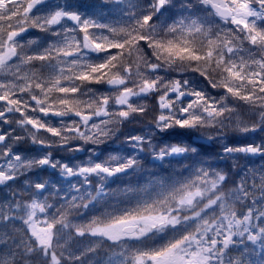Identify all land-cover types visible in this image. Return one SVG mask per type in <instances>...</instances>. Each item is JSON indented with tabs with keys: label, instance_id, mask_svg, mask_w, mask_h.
I'll return each instance as SVG.
<instances>
[{
	"label": "snow or ice",
	"instance_id": "6c2138e0",
	"mask_svg": "<svg viewBox=\"0 0 264 264\" xmlns=\"http://www.w3.org/2000/svg\"><path fill=\"white\" fill-rule=\"evenodd\" d=\"M3 190L0 264H264V0H0Z\"/></svg>",
	"mask_w": 264,
	"mask_h": 264
},
{
	"label": "trees",
	"instance_id": "16d2710c",
	"mask_svg": "<svg viewBox=\"0 0 264 264\" xmlns=\"http://www.w3.org/2000/svg\"><path fill=\"white\" fill-rule=\"evenodd\" d=\"M84 2L85 3H92V2L99 3L100 0H84ZM228 134L230 136L233 135L231 132H229ZM209 150H213V149H211V147L209 146ZM240 163L244 164L246 162L242 160ZM254 163L258 166L261 163V161L256 160V161H254ZM133 182H135V180ZM6 192H7V190L0 191V197H3L6 194ZM110 255L111 254L108 253L107 249L105 248L104 250L100 251L99 256L91 257L89 264H95L96 260L100 259V258H103L105 261H107L109 259Z\"/></svg>",
	"mask_w": 264,
	"mask_h": 264
}]
</instances>
